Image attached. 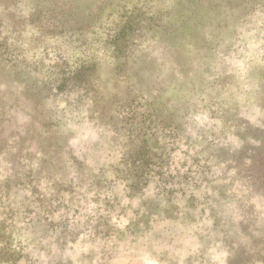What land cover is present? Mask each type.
<instances>
[{"label": "rangeland", "instance_id": "rangeland-1", "mask_svg": "<svg viewBox=\"0 0 264 264\" xmlns=\"http://www.w3.org/2000/svg\"><path fill=\"white\" fill-rule=\"evenodd\" d=\"M261 151L264 0H0V264H264Z\"/></svg>", "mask_w": 264, "mask_h": 264}, {"label": "trees", "instance_id": "trees-1", "mask_svg": "<svg viewBox=\"0 0 264 264\" xmlns=\"http://www.w3.org/2000/svg\"><path fill=\"white\" fill-rule=\"evenodd\" d=\"M49 92H50L49 94H45V93H41V92H35L34 96L37 98V100H40V101L42 100V102H44V101H47L48 99L53 98V97L55 98L58 96H65V95L70 93V90L67 88H64V86H62V87H57V89H55V91L53 89H51V91L49 90ZM144 115L149 117V118L157 116L154 109L153 110L152 109H146V112ZM39 123L40 122L38 120L34 121V126L38 125ZM243 123L247 124L246 121H244V120H243ZM143 125H145V124H143ZM138 132L140 133V135H143L144 137H146V135L149 132V128L144 126L141 129H139ZM142 148H143V146L141 147V149ZM145 154H146V151H145V147H144L143 151L140 153L141 156H139V157H143ZM227 158L228 157L219 156L218 160L220 163L228 162ZM134 159H135L134 160L135 164L136 163L139 164L140 163L139 161L142 160V159H138V158L137 159L134 158ZM245 159H246L245 157H241L240 159H238L235 166H238L241 169L240 166H242V163H244ZM248 168L249 169H247V175H248V178H250L252 180L253 184H254V178L256 177V180H258V181H261L260 179H262V181H263L262 185H264V152L263 151H261V153H259L257 156L255 155L251 158L250 166H248Z\"/></svg>", "mask_w": 264, "mask_h": 264}]
</instances>
